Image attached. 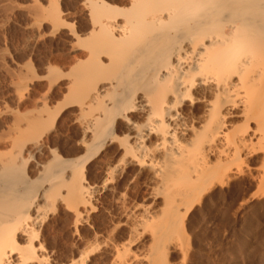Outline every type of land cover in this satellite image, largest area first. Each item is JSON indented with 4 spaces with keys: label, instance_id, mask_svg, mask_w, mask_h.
<instances>
[{
    "label": "bare ground",
    "instance_id": "obj_1",
    "mask_svg": "<svg viewBox=\"0 0 264 264\" xmlns=\"http://www.w3.org/2000/svg\"><path fill=\"white\" fill-rule=\"evenodd\" d=\"M81 5L86 26L78 28L81 34L75 31L82 50L68 73L66 99L80 105L79 124L91 133L86 144L96 153L108 139L114 141L116 126L124 122L122 164L147 168L152 194L161 200L157 209L134 206L141 210L129 215L132 239L115 247L117 263L169 264L167 245L185 230L184 217L194 204L226 184L242 156L258 145L264 167V0H81ZM48 13L60 22L57 4ZM26 121L23 131L38 141L56 116ZM18 150L0 154V264H48L38 255L34 214L41 198L58 192L59 160L31 179V156ZM81 171L60 182L71 203L90 198ZM259 188L264 196V168ZM141 230L154 239L145 258L131 249Z\"/></svg>",
    "mask_w": 264,
    "mask_h": 264
},
{
    "label": "rangeland",
    "instance_id": "obj_2",
    "mask_svg": "<svg viewBox=\"0 0 264 264\" xmlns=\"http://www.w3.org/2000/svg\"><path fill=\"white\" fill-rule=\"evenodd\" d=\"M53 3L58 7V23L48 13ZM81 7V0H0V154H17V147L25 144L24 151H18L23 157L31 156L27 172L31 179L41 177L43 167L53 160L62 162V167L59 162L55 166L61 170H57L61 172L58 192L41 198V210L34 214L42 245L38 255L48 264H118L116 249L132 239V213H140L144 204L157 209L161 200L152 194L147 168L122 164L119 138L126 132L124 122L115 128L117 138L108 139L97 154L89 146L91 133L83 132L79 124L80 105L66 99L68 73L82 50L75 35L86 26ZM32 116H56L55 124L38 141L23 131ZM232 120L240 123L237 117ZM20 141L24 144L16 146ZM254 152L242 156L239 170L226 184L216 185L186 213L185 230L173 239L179 244L167 245L169 264H264V196L259 188L263 152L259 145ZM80 170L82 183L90 190L86 204L69 202L68 188L60 184ZM138 203L140 208L134 207ZM147 231L141 230L132 242L139 258L153 247L152 233Z\"/></svg>",
    "mask_w": 264,
    "mask_h": 264
}]
</instances>
